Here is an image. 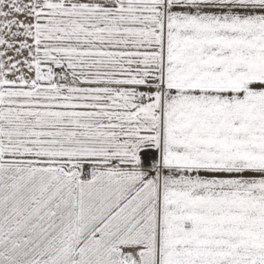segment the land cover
<instances>
[{"label": "snow or ice", "instance_id": "6c2138e0", "mask_svg": "<svg viewBox=\"0 0 264 264\" xmlns=\"http://www.w3.org/2000/svg\"><path fill=\"white\" fill-rule=\"evenodd\" d=\"M0 264H264V0H0Z\"/></svg>", "mask_w": 264, "mask_h": 264}]
</instances>
